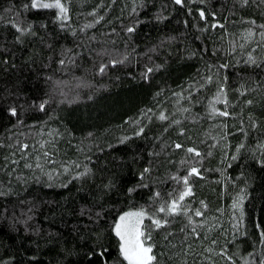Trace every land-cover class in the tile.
<instances>
[{"label":"trees","instance_id":"obj_1","mask_svg":"<svg viewBox=\"0 0 264 264\" xmlns=\"http://www.w3.org/2000/svg\"><path fill=\"white\" fill-rule=\"evenodd\" d=\"M22 2L27 0H0V14L10 19L14 18L11 13L4 10L10 4L18 7ZM69 3L70 23L78 28L79 25L93 19L91 9L101 5V0H69ZM110 3L112 0H103V5L97 10L105 15V19L88 30L89 34L95 33L98 37L97 41H93L92 47L102 46L100 34L104 33L108 34L102 38L110 41L108 47L122 51L127 46L135 51L130 58L131 62L112 66L103 75L92 72L86 52L84 60L78 59L76 65L68 66L64 71L60 70V66L55 62L60 46L71 47L74 38L69 32L59 29L58 22L53 19L54 9L29 8L21 11V15L26 20L35 22L38 33L51 34L49 42H52L55 48L52 60L48 59L50 50L45 44L32 38H26L24 44H19L14 41L15 29L11 25L0 22V43L7 45L10 53L15 56L16 64L15 68L5 69L0 63V140L4 142L0 145V169H3L5 157L14 150L7 145L11 144L17 135L23 133L25 135L20 136V139H27L31 146L34 140L40 139L41 124L44 125L45 136L49 127L62 133L55 141L59 149L58 159L67 160L77 157L79 154L76 146L83 140L86 146L91 147L92 154L97 158L93 160V166L97 169L95 183L109 177L116 182L118 192L111 193L108 201L110 205H114L109 208L110 218H113L117 211L145 202L139 190L132 199L126 197L124 191L127 186L137 182V170L150 158L154 163L156 159L161 161L158 167L162 173L165 168L177 170L176 163L169 164L167 161L169 159L179 161L185 155V149L181 148L176 149L168 157L163 154L155 158L149 156V149L155 146L158 151L160 148V142L152 139L153 134L160 130V122L155 119L150 125L151 131L146 128V136L131 137L123 144H117L116 139L120 135L132 130L133 126L126 121V118L135 117L145 106L155 108L156 103L163 100L164 96H169V100L165 103L171 109L173 98L170 92L177 91L187 83L189 78L196 77L198 70L202 69L206 63L215 64L217 61L229 63L228 68L220 69V71L227 76L228 99L235 101L231 104L229 111H234L238 115L217 117L214 120L204 116L195 123L186 120L183 126L187 131L183 136H179L175 129H169L166 135L173 140L179 139L186 146L195 145L206 153V145L211 143V136L221 131L218 126L219 120H224L229 125L228 131L232 133L228 137L231 142L230 147L234 148L241 139V133L233 131V125L239 128L240 118H243L247 125L248 113L252 112L260 121V127L249 132L246 142L255 145L257 139L264 140V89L254 87L255 81L264 79V69H254L244 63L237 64L233 58L225 56L222 50L229 39H236L239 43L237 38L241 30L250 26L246 20L242 19L243 17H252L257 24L264 22V4H261L260 0H249L247 6H241L238 0H206L205 4H201L200 0H192L191 3L189 0H184L183 5H177L174 0H147L146 7L129 15L133 0H115L105 14L104 9ZM201 7L205 8L206 20L201 19L197 12V9ZM188 8L192 11L189 12ZM211 11H216L218 15L215 18L212 17ZM158 15L163 19H156ZM136 17L141 19V23L136 26L135 32L131 35L125 33L123 27ZM225 17L227 18L225 26L228 33L232 34L231 36L224 33V29L219 25L216 29L210 26L213 20L224 21ZM184 21H187V24ZM206 22L209 24L208 29L200 31L199 29L203 28ZM41 23L47 27L42 29ZM196 25H199V28ZM111 28L117 31L109 34ZM257 31H259L258 28ZM222 33H224L223 39ZM165 37H175V39L166 40ZM213 45L218 48L215 53L211 51ZM153 46H156L155 52L150 51ZM205 49H207L206 52ZM190 51H196L197 55L189 56ZM239 51L237 49L238 53ZM0 55H3L2 50ZM241 58L244 59L242 54ZM153 62L164 66L150 73L148 80L143 79L141 72L145 65ZM85 68L88 70L85 71ZM45 75H51L53 79L45 82ZM57 79L68 81L63 86L67 94L66 98H62L59 92L50 91L53 82ZM241 85L249 89L243 95L239 91ZM159 89H164L163 94L155 96ZM214 92L215 84L213 83L203 94L209 96ZM45 95H51L53 98L44 110H40L38 103ZM247 99L253 100V103L245 104L244 101ZM33 101L37 104H33ZM205 103L196 105L195 111L203 113ZM10 104L17 106L22 124L18 125L17 118L6 112V106ZM217 106L223 107V102L218 103ZM214 124L217 127H212ZM89 132L93 133L92 137H88ZM88 141H92V144L89 145ZM105 143L111 144L112 147L106 148ZM97 146L104 148V151L97 152ZM220 151L217 147L213 149L211 157L205 155L203 165L208 171L205 172L203 179L193 177L195 195L197 201L205 199L210 209L221 205L224 207L222 223L231 233L232 222L229 219L231 201L247 181L245 216L239 231L235 234V241H232L231 235L225 237L219 230L215 233V237L221 242L228 241L230 253H235L239 248L242 254H246L252 250L253 241L258 242L259 231L264 229V168L256 164L250 155L243 154V150L238 160L233 161L230 167H225L219 163ZM22 164L21 161V168L18 171L26 173L27 183L16 181L14 175L11 185L15 190L14 193L7 197H0V264H6V262L10 264H99L97 257L89 258L84 254L90 241L81 238L84 229L80 228V224L87 221L79 215L80 205L87 202V191L93 188V183L91 181L82 183L64 174L52 187H48L44 183L47 177H42L39 182L31 179V173L23 169ZM222 167L225 169L223 179L220 172L216 170ZM179 171L183 175L185 169L179 168ZM8 180L7 171H0V181L7 184ZM61 182H65L67 187H61ZM169 184L171 181L161 187L167 189ZM39 201L43 203H38V206L32 209L34 215L28 221V230L22 222H17L15 227L12 226L11 219L20 217L22 221L28 214L26 211L22 213V209L26 210L31 207L32 202ZM48 201L52 202L48 203ZM145 222L147 223V220ZM182 224L183 220L178 219L172 227L179 229ZM257 224L260 228L256 227ZM73 225L80 228L79 233L73 230ZM182 235L177 231L171 239L178 240ZM153 239L157 241L159 247L160 230L153 231ZM111 242L113 247L109 249V252L114 254L115 242L114 240ZM256 247L259 249V243ZM66 249H71L72 254L69 255ZM193 249L196 252L202 251L199 244L194 245ZM173 251H178V248L165 251L162 264H180V257L171 255ZM170 255L171 258H169ZM213 260L215 264H228L221 256L213 255ZM188 264H210V262L202 261L200 256L193 255L189 257ZM237 264H240L239 260Z\"/></svg>","mask_w":264,"mask_h":264},{"label":"snow or ice","instance_id":"obj_2","mask_svg":"<svg viewBox=\"0 0 264 264\" xmlns=\"http://www.w3.org/2000/svg\"><path fill=\"white\" fill-rule=\"evenodd\" d=\"M114 2L115 0H112V3ZM189 2L191 3L192 0H189ZM238 2L241 6H247L249 0H238ZM112 3L104 9L105 14L112 7ZM174 3L183 5L184 0H174ZM200 3L205 4L206 0H200ZM260 3L264 4V0H260ZM102 5L103 0H101V5L91 9L93 19L84 22L78 28L73 27L70 23L69 0H27V2H22L18 7L10 4L4 11L11 13L14 18L10 19L0 14V22L5 25H11L15 29L14 41L19 44H24L26 38L39 40L45 44L47 49L50 50L48 59L52 60L55 48L53 43L49 42L51 34L41 35L38 33L35 22L26 20L21 15V11L29 8L35 10L54 9L55 15L53 19L58 22L59 29L69 32L74 38L71 47L67 45L60 46L59 55L55 60L60 66V70L64 71L68 66L76 65L78 59L84 60L86 52L92 72L103 75L112 66L131 62L130 58L135 50L127 46L122 51L114 47H108L107 45L110 41L102 39L105 35H108L104 33L100 34V44L102 46L92 47L93 41H97L98 37L95 33L89 34L88 30L105 19V15L100 14L97 10ZM146 6L147 0H133L129 15L138 12L140 8ZM187 10L189 12L192 11L191 8ZM197 12L201 19L206 20L205 8H198ZM121 15H123V10H121ZM210 15L215 18L218 13L211 11ZM156 19H163V17L158 15ZM242 19L246 20L250 26L241 30L237 38L239 43L236 42V39H229L222 50L225 56L233 58L237 64L244 63L254 69H264V22L257 24V21L252 17H243ZM226 20V17L224 21L213 20L210 26L212 29H216L219 25L224 29V33H228V29L225 26ZM121 23L123 24V21ZM140 23L141 19L136 17L123 27V31L131 35ZM184 23L187 24V21H184ZM196 26L199 28V25ZM40 27L44 29L47 25L41 23ZM208 27L209 24L206 22L203 28L199 30L206 31ZM257 28L259 31H257ZM116 31L115 28H111L109 34ZM224 33L221 35L222 39ZM228 35L231 36L232 34L228 33ZM164 39H175V37H165ZM237 49L240 50L239 53ZM258 49L260 51H257ZM0 50L3 51V55H0V63H2L3 67L5 69L15 68V56L10 53L7 45L0 43ZM217 50V46L213 45L211 51L215 53ZM150 51L155 52L156 46H153ZM204 51L206 52L207 49ZM241 54L244 59L241 58ZM188 55L196 56L197 52L190 51ZM201 59H203V55H201ZM149 60L151 61V57H149ZM163 66V64L154 62L146 64L141 72V77L148 80L150 73ZM229 66L227 62L206 63L202 69L198 70L196 77L189 78L187 83L177 91L170 92V96L173 98L171 100V109L165 103V101L169 100V96H164L163 100L156 103L155 108L145 106L135 117L126 118V121L133 126L132 130L127 134L120 135L116 139L117 144H123L130 140L131 137L146 136V128L151 131L150 125L153 124L155 119V121L160 122V130L153 134L152 139L160 142V148L158 151L155 146L149 149V156L155 158L163 154L168 157L176 149H185V155L179 161L172 159L167 161L169 164L176 163L178 165L177 170L165 168L161 173L158 167L161 161L156 159L154 163L151 158L137 170V182L127 186L124 195L132 199L138 194L139 190L141 198L145 201L144 203H138L135 206L128 207L126 210L117 211L114 217L110 218L109 208L114 207V205L108 203L111 198L110 194L114 191L118 192L114 179L109 177L106 180L101 179L99 183H95L97 169L93 166V160L97 158L92 154L91 147L86 146L83 140L76 146L79 154L77 157L67 160L58 159L57 152L59 149L55 141L62 133L49 127L45 136L43 124H41L40 128V139L34 140L31 146L27 139H20V136L25 135L23 133L17 135L16 139L7 145V147L14 150L9 153V156L5 157L3 169H0V171L6 170L9 177L7 184L0 181V197H7L14 193L15 190L11 186L14 175L16 181L27 183L25 179L26 173L18 171L21 168V161L23 162V169H27L31 173V179L39 182L42 177H47L44 183L48 187H52L55 181L64 174H67L71 179L80 180L82 183L91 181L94 186L87 191L88 200L86 203L81 204L79 208V215L87 223L81 222L80 228L84 229V233H81V238H86L90 241L88 249L84 253L85 256L89 258L97 257L99 264H162L165 251L177 248L178 251H173L171 255L179 256L180 264H188L189 257L193 255L200 256L202 261L207 260L210 264H215L213 255L221 256L228 264H237L238 260L240 264H264V229L259 231L258 242L253 241L252 250L246 254H242L239 248H237L235 253H230L228 251V241L221 242L215 237V233L219 230L223 236L231 235L232 241H235V234L239 231L245 216L244 201L248 195L247 181L244 187H241L239 192L233 196L231 201V214L229 216L232 222L231 233L222 223L224 207L221 205L215 209H210L205 199L197 201L193 181V177L205 178V172L208 171L203 165L205 155L211 157L213 149L217 147L221 150L219 163L225 167H230L233 161L238 160L243 150V154L250 155L256 164L264 168V140L257 139L255 145H250L246 142L249 132L260 127V121L255 118L252 112L248 113L247 125L245 120L240 118V127L237 128L233 125V131L240 132L241 139L232 148L228 139L232 134L228 131L229 125L224 120H219L218 126L221 131L211 136V143L206 145V153L195 145L186 146L179 139L173 140L166 135L169 129H175L179 136H183L187 131L183 126V122L186 120L195 123L204 116L209 120H214L217 117H236L238 115L234 111H229L231 104L235 103V101H229L226 87L227 76L220 71V69H226ZM87 70L85 68V71ZM52 79L51 75H45V82ZM67 83V80L57 79L53 82V87L50 91L52 93L59 92L62 98H66L67 94L63 86ZM213 83L215 84V92L205 96L203 93ZM254 87L264 89V79L255 81ZM239 91L243 95L249 89L241 85ZM163 92L164 89H159L155 96H161ZM52 98L51 95H45L38 103L39 109L44 110ZM220 102H223V107L217 106ZM202 103H205L204 111L203 113H197L195 106ZM244 103L251 105L253 100L247 99ZM33 104H37V102L33 101ZM6 112L17 118L18 125L22 124L15 104L7 105ZM212 127H217V125L214 124ZM87 135L92 137L93 133L89 132ZM207 136L208 133L206 132ZM200 143H205V141H200ZM3 144L4 142L0 140V145ZM88 144L91 145L92 141H88ZM105 147L111 148L112 145L105 143ZM96 151L103 152L104 148L97 146ZM189 154H191V159H189ZM97 162L99 163V161ZM104 164L106 166L107 162L105 161ZM179 168L185 169L183 175H181ZM216 170L220 172L221 179H223L225 177V169L222 167ZM101 176H103V171H101ZM168 181H171V184L168 185L167 189H163L161 186ZM60 186L67 187V184L61 182ZM51 202L48 201V203ZM38 203H43V201L32 202L31 207L26 210L22 209V213L24 211L28 213L22 221L20 217H15V214H13L15 218L11 219L12 226L15 227L17 222H22L25 225V229L28 230V221L34 215L32 209L37 207ZM178 219L183 220V224L179 229H175L172 225ZM146 220L147 223L145 222ZM256 227L260 228V225L257 224ZM80 228L73 225V230L78 233ZM154 230H160L159 247L157 241L153 239ZM177 231L183 234L181 238L178 240L171 239ZM241 234L243 235L244 233ZM113 240L115 242L114 254L109 252V249L113 247L111 242ZM257 243L260 245L259 249L256 247ZM196 244L202 247V251H194L193 246ZM66 251L69 255L72 254L71 249H66ZM171 255L169 258H171ZM6 264H10V262H6Z\"/></svg>","mask_w":264,"mask_h":264}]
</instances>
